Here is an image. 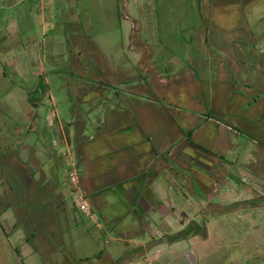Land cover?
<instances>
[{
    "label": "rangeland",
    "instance_id": "rangeland-1",
    "mask_svg": "<svg viewBox=\"0 0 264 264\" xmlns=\"http://www.w3.org/2000/svg\"><path fill=\"white\" fill-rule=\"evenodd\" d=\"M39 1L0 42V264H264V0Z\"/></svg>",
    "mask_w": 264,
    "mask_h": 264
},
{
    "label": "crops",
    "instance_id": "crops-1",
    "mask_svg": "<svg viewBox=\"0 0 264 264\" xmlns=\"http://www.w3.org/2000/svg\"><path fill=\"white\" fill-rule=\"evenodd\" d=\"M49 1V0H48ZM42 2L39 0H0V25H7L8 28L2 32L0 28V42H4L9 39L11 36V32L14 31L13 28L17 27L19 22L23 20H33V17L43 23H46V17L42 13ZM40 8V14H38V10ZM38 9V10H37ZM39 16V17H38ZM52 16V15H51ZM6 26V27H7ZM13 29V30H12ZM12 71L15 74H26L27 70H19L16 66H13ZM21 183L24 185L23 192L27 195L30 194L31 191L35 192V187L38 185L39 189L41 186H44L45 181L36 184V180L33 178L25 177L26 174H22ZM11 187H14L13 184H10ZM21 186V185H19ZM23 187V186H21ZM13 188L10 190L12 193ZM124 256H118L117 259H122ZM114 258V257H113ZM122 261V260H121ZM119 262V261H118ZM117 262V263H118ZM138 258H132L131 260H123L122 264H138ZM121 262H119L120 264Z\"/></svg>",
    "mask_w": 264,
    "mask_h": 264
},
{
    "label": "built area",
    "instance_id": "built-area-1",
    "mask_svg": "<svg viewBox=\"0 0 264 264\" xmlns=\"http://www.w3.org/2000/svg\"><path fill=\"white\" fill-rule=\"evenodd\" d=\"M82 197V196H81ZM78 207H80V209H87L88 207V203L82 198V200L78 203Z\"/></svg>",
    "mask_w": 264,
    "mask_h": 264
},
{
    "label": "trees",
    "instance_id": "trees-1",
    "mask_svg": "<svg viewBox=\"0 0 264 264\" xmlns=\"http://www.w3.org/2000/svg\"><path fill=\"white\" fill-rule=\"evenodd\" d=\"M121 181H123V180H121ZM121 181H120V183H121ZM124 182V181H123Z\"/></svg>",
    "mask_w": 264,
    "mask_h": 264
}]
</instances>
